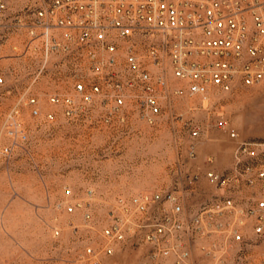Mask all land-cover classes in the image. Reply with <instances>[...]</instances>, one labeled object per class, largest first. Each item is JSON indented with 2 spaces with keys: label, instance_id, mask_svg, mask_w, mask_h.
Masks as SVG:
<instances>
[{
  "label": "rangeland",
  "instance_id": "374dc122",
  "mask_svg": "<svg viewBox=\"0 0 264 264\" xmlns=\"http://www.w3.org/2000/svg\"><path fill=\"white\" fill-rule=\"evenodd\" d=\"M47 1L10 0L6 22L16 23L20 17L30 22L38 6ZM30 40L28 29H5L0 22V77L4 80L0 84V264L151 262L155 248L143 240L145 231L121 242L105 238L118 200L138 193L179 192L182 218L190 223L211 192L205 178L211 168L207 157L216 158L212 167L220 171L234 163L236 143L229 132H237L242 141L264 144V85L216 92L209 102L199 97L176 98L165 106L167 112L155 126L138 121L136 105L128 100L123 111L127 122L107 124L114 92L91 90L98 78L89 62L56 55L45 65L42 52L29 47ZM77 82L88 86L83 94L75 91ZM52 95L73 98L77 115L69 118L63 105L50 102ZM84 95H91L90 101ZM32 98L37 99L36 106L29 103ZM35 107L39 116L33 115ZM175 111L184 115L181 122L172 120ZM11 113L25 130L26 140L11 134ZM49 115L53 120L49 121ZM222 122L226 128H220ZM192 126L202 131L199 138L190 136ZM192 145L198 154L194 162L188 160ZM6 148L9 154H4ZM178 163L201 174L203 198L191 195L179 182ZM89 192V210L76 208ZM148 216L153 222L161 219L156 207L138 219L144 224ZM253 226L249 220L243 242L223 252L209 251L210 238L194 237L186 244L189 257L181 264H262L264 238L254 234ZM216 242L224 243L220 238ZM89 249L95 259L90 258ZM151 263L179 264L174 255Z\"/></svg>",
  "mask_w": 264,
  "mask_h": 264
},
{
  "label": "built area",
  "instance_id": "2783aa9c",
  "mask_svg": "<svg viewBox=\"0 0 264 264\" xmlns=\"http://www.w3.org/2000/svg\"><path fill=\"white\" fill-rule=\"evenodd\" d=\"M9 2L0 0L1 25L28 29L29 47L42 52L45 65L56 55L85 58L98 78L91 90L114 92L107 124L127 122L123 111L128 100L136 105L138 121L155 126L165 106L176 98L199 97L209 102L216 92L264 85V0H48L38 6L30 22L20 17L16 23L6 22ZM3 81L0 77V84ZM87 89L83 82L75 84L78 94ZM49 98L52 104L63 105L69 118L77 115L79 108L70 96ZM84 98L90 101L91 95ZM29 103L36 106L37 99ZM33 115H40L39 108H34ZM171 117L175 122L184 119L178 111L171 112ZM8 118L13 120L11 134L26 140L13 113ZM220 128H226V123ZM188 132L194 139L202 135L195 126ZM229 136L236 143L234 163L220 171L212 167L215 157H207L211 168L205 178L211 192L190 223L182 218L179 192L138 193L119 199L114 206L113 224L104 232L108 242L145 231L143 240L155 248L151 262L174 255L181 264L189 257L187 242L197 236L213 240L209 251H228L243 242V228L250 220L254 234L264 238V144L242 141L235 131ZM9 153L6 148L4 154ZM197 159L192 145L188 160ZM176 174L191 195L205 194L200 173L178 163ZM91 197L89 192L76 208L89 210ZM153 207L161 213L160 221L148 216L143 224L138 216H147ZM216 238L224 243L219 245ZM106 251L112 254L110 248ZM87 252L95 259L92 250ZM260 257L264 264V249Z\"/></svg>",
  "mask_w": 264,
  "mask_h": 264
},
{
  "label": "crops",
  "instance_id": "0c3cea01",
  "mask_svg": "<svg viewBox=\"0 0 264 264\" xmlns=\"http://www.w3.org/2000/svg\"><path fill=\"white\" fill-rule=\"evenodd\" d=\"M216 159V158H215ZM229 165H231V164H229ZM226 167V166H225ZM202 198V197H201ZM196 253H197V250H195V252H194V256L196 255Z\"/></svg>",
  "mask_w": 264,
  "mask_h": 264
}]
</instances>
